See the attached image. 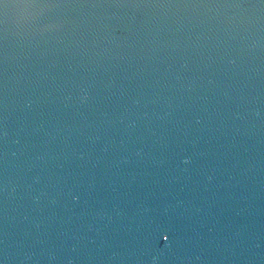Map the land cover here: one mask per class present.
<instances>
[{
  "label": "water",
  "instance_id": "1",
  "mask_svg": "<svg viewBox=\"0 0 264 264\" xmlns=\"http://www.w3.org/2000/svg\"><path fill=\"white\" fill-rule=\"evenodd\" d=\"M0 264H264V0H0Z\"/></svg>",
  "mask_w": 264,
  "mask_h": 264
}]
</instances>
